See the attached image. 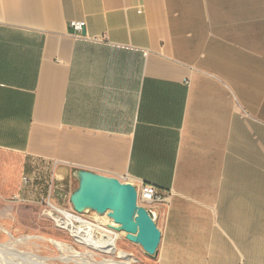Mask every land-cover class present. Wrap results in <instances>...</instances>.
Segmentation results:
<instances>
[{
	"label": "crops",
	"instance_id": "crops-1",
	"mask_svg": "<svg viewBox=\"0 0 264 264\" xmlns=\"http://www.w3.org/2000/svg\"><path fill=\"white\" fill-rule=\"evenodd\" d=\"M59 165L171 192L156 264H264V0H0V186Z\"/></svg>",
	"mask_w": 264,
	"mask_h": 264
},
{
	"label": "rangeland",
	"instance_id": "rangeland-1",
	"mask_svg": "<svg viewBox=\"0 0 264 264\" xmlns=\"http://www.w3.org/2000/svg\"><path fill=\"white\" fill-rule=\"evenodd\" d=\"M30 171L26 176H31ZM40 177L46 179L44 175H38L39 182ZM71 181L72 187L69 186ZM77 187L78 181L73 177L56 186L55 203L71 208L70 196ZM16 194L17 190H13L10 182L0 186V244L6 247L2 255L7 264H102L105 260L122 261L116 257L117 253L112 255L98 251L79 241L71 231L57 227L51 218L43 214L44 209L39 203L13 200ZM85 215L95 224L100 223L98 226L104 232L106 229L113 231L110 226H117L108 214L102 217L88 212ZM22 237L30 239L19 241ZM116 245L117 252L126 251L133 255V264H156L154 258L147 256L140 246L129 242L124 234L120 233Z\"/></svg>",
	"mask_w": 264,
	"mask_h": 264
},
{
	"label": "water",
	"instance_id": "water-1",
	"mask_svg": "<svg viewBox=\"0 0 264 264\" xmlns=\"http://www.w3.org/2000/svg\"><path fill=\"white\" fill-rule=\"evenodd\" d=\"M56 174L63 180L73 177L78 181L77 189L70 196L77 213L108 214L117 225L110 228L124 233L125 238L140 246L147 256L157 258L162 232L156 223L155 211L138 205V191L132 183L85 169L70 173L65 165L57 166Z\"/></svg>",
	"mask_w": 264,
	"mask_h": 264
},
{
	"label": "built area",
	"instance_id": "built-area-1",
	"mask_svg": "<svg viewBox=\"0 0 264 264\" xmlns=\"http://www.w3.org/2000/svg\"><path fill=\"white\" fill-rule=\"evenodd\" d=\"M71 27L74 32L77 34L83 33L85 29V24L83 22H72ZM24 182L27 183L28 179L24 178ZM127 182V181H124ZM130 183V182H129ZM138 191V205L145 207L150 210H155L159 206H165L169 203V199L171 197V192H164L156 185L149 184L143 180H137L132 183ZM55 181L52 178L49 185V192L47 196L41 198L39 204L43 207V214L49 218H51L57 227L63 229L61 227L64 225H68L69 223H75L78 226H82V221L89 222L92 225H99L100 223H96L88 219L86 215H81L77 213L72 207L67 208L62 205H58L55 203V189H56ZM13 200L19 202H26L24 198L19 196H14ZM59 220L61 225H58L56 220ZM65 230V229H64ZM67 231V230H66Z\"/></svg>",
	"mask_w": 264,
	"mask_h": 264
},
{
	"label": "bare ground",
	"instance_id": "bare-ground-1",
	"mask_svg": "<svg viewBox=\"0 0 264 264\" xmlns=\"http://www.w3.org/2000/svg\"><path fill=\"white\" fill-rule=\"evenodd\" d=\"M56 222L58 225H61L58 219L56 220ZM81 225L82 226H78L75 223H69L68 225H64V226L61 225V227L63 229L71 231L73 235L82 243L98 251L107 252L112 255L117 253L116 257L122 260L121 262L116 261V260H105L104 263L102 264H133L135 263L133 255L131 253H128L126 251L117 252L116 242H117V239L120 233L116 232L115 230L112 231V230H107V229L106 230L104 229L106 231L104 232L102 231L103 229L100 228L101 226H98V225L93 226L84 221H82ZM121 234H124V233H121ZM28 239L30 238L22 237L19 239V241H26ZM5 249L6 247L3 244H0V255L3 258L0 260V264H7L6 261H4L5 260L4 256L2 255ZM31 259L29 261H31Z\"/></svg>",
	"mask_w": 264,
	"mask_h": 264
}]
</instances>
